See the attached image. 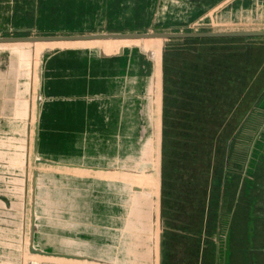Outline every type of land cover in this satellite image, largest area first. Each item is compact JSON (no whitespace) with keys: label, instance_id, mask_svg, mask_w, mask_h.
Masks as SVG:
<instances>
[{"label":"crops","instance_id":"1","mask_svg":"<svg viewBox=\"0 0 264 264\" xmlns=\"http://www.w3.org/2000/svg\"><path fill=\"white\" fill-rule=\"evenodd\" d=\"M91 1L100 6V18H97V12L91 18L95 27L86 23L82 25L85 28L68 31L78 33L104 27V0ZM242 2L236 0L234 4L247 6ZM252 8L259 10L256 20L244 15L246 9L243 8L237 12L227 8L229 19L219 18L225 20L222 22L228 25L225 27H243L241 24L247 25L245 21H263L261 24H264V0L257 1ZM218 16L216 14L215 18ZM211 18L214 19L212 12ZM93 48L114 53L119 47L111 43ZM82 56L100 62L94 64L95 71H90L83 62L69 60L70 56L66 59L64 99L67 100V93H79L80 99L85 101L80 103L79 109L72 108V101L70 105L65 104L64 140L65 144H73L68 150L73 153L67 155L64 166L69 176L66 174L64 180L63 249L65 253L77 256L64 258L62 264H199L202 247L204 260L210 261L211 252L206 256V249L210 243L207 238L211 236V225H205L204 214L201 217L195 214L184 216L169 200L165 204L160 170L151 174L154 113L149 100L153 93L152 64L141 74L145 78H136L134 74L119 77L113 59L107 66L98 54L82 51ZM105 69L109 71L107 76H104ZM148 70H151L150 74ZM104 80L109 83L104 84ZM31 82L34 84L35 79ZM19 90L15 88L5 97L0 91V102L18 96L22 99L25 132L21 133L26 135L29 127L26 119L30 117L27 107L34 102L35 93L33 88L34 97L26 92L24 99L18 95ZM107 91L111 93L104 94ZM105 102L112 107L111 114L105 108ZM84 104L90 105L88 116L84 113ZM6 111L11 115L6 116ZM13 113L11 105L5 107L3 104L0 120L9 118L10 126L18 124L19 117ZM105 133L110 140L101 148ZM72 180L81 184L72 183ZM190 207L196 208L193 204Z\"/></svg>","mask_w":264,"mask_h":264},{"label":"water","instance_id":"2","mask_svg":"<svg viewBox=\"0 0 264 264\" xmlns=\"http://www.w3.org/2000/svg\"><path fill=\"white\" fill-rule=\"evenodd\" d=\"M235 1H218L201 13L197 23L194 24L196 28L192 31L180 30L189 28L191 25L183 26L182 24L180 14L183 5L180 0H158L151 22L143 28L112 31L104 25V31L98 27L96 30L74 33L66 29L55 32L44 31L33 26L21 29L11 27L0 31V91L5 97L9 96L12 90L15 88L19 90L20 87L18 95L26 99V92H29L32 98L34 97L31 92L34 88L36 98L30 103V108L29 105L27 107V110H30V117L26 119L29 122L26 135L21 133L25 132L21 108L22 99L18 96L17 99L0 102V108L3 104L5 107L9 104L12 113L15 111L13 114L19 117L17 118L18 124L12 123L11 126L9 118L0 120V229L2 227L8 229L5 220L16 211L14 205L12 206V199L19 200L20 198L22 201L25 198L26 225H28L29 232L25 248L30 253L22 261L20 256L22 238L19 244L12 239L15 243L13 247L0 246V264H62L64 258L77 256L65 253L63 249L64 180L68 175L64 171V166L67 155L73 153V151H68L73 144H65L64 140V112L65 104L70 105V101H72L73 109H79L80 103L85 100L80 99L81 94L79 93H67V100L64 99L66 85L63 75L68 68L67 57L70 56L69 60L83 62L90 71H95L94 64H99L100 61L90 56L80 57L82 51L100 55L107 66L112 64L113 59L117 65V76L119 77L134 74L136 78H145L141 74L144 71L147 72V67L152 64V74L149 73L151 70H148L153 92L149 101L154 113L151 130L153 138L151 174L160 170L162 179L164 54L167 44L172 39L185 37L264 38V27H262L264 24H261L263 21L259 23L245 21L247 25L241 24L243 27H225L228 25L222 24L229 19L226 16V13H229L226 11L227 8H232L234 12L240 11L241 8L246 9L244 15L248 14L251 19L256 20L259 10L252 7L261 0H241L247 6L234 4ZM211 12L214 14V19L211 18ZM167 13L173 17L166 18ZM216 14L219 15L218 18H215ZM251 25L257 27H248ZM199 26L207 27L209 30H198ZM166 28L170 30H164ZM19 30L23 33L21 31L18 33ZM147 42L152 43L146 44ZM56 43H65V45L56 46ZM111 43L119 47L114 49V53L93 48L105 47ZM41 44L45 45L41 46ZM108 73L109 71L105 69L104 76ZM33 78L35 79L34 84L31 82ZM108 83L104 80V84ZM110 93L111 91L104 92V94ZM47 105L48 108H46ZM104 106L111 114L110 104L105 102ZM83 109H85V115L88 116L90 105L84 104ZM5 115L10 116L11 113L6 111ZM12 120L15 119L12 117ZM14 126L20 128H14ZM16 129L22 131L18 132ZM143 129L146 130V127ZM262 130H264V125ZM109 140L105 133L101 138L100 147L104 148ZM48 143L50 153L44 151V146ZM52 147L60 148L62 152H55ZM71 182L81 184L73 180ZM21 191L23 195H20ZM25 210L20 209V212L25 213ZM18 221H22L25 225L24 219L16 220L15 223L17 224ZM7 253L12 254V257H6ZM8 259H14L15 262Z\"/></svg>","mask_w":264,"mask_h":264},{"label":"trees","instance_id":"3","mask_svg":"<svg viewBox=\"0 0 264 264\" xmlns=\"http://www.w3.org/2000/svg\"><path fill=\"white\" fill-rule=\"evenodd\" d=\"M188 1L195 4L194 14L201 15L220 0ZM157 3L158 0H119L118 3L104 0L102 17L107 29L112 31L143 28L151 22ZM99 10L100 6L91 0H0V31L37 26L40 30L55 32L61 27L67 30L85 28L82 25L86 23L93 28L92 19L96 12L100 18ZM129 14L133 16L128 18ZM121 21L126 24H119ZM191 39L203 40L196 37L172 39L164 54L165 204L171 193H187L193 197L205 194L214 163L224 158L227 144L228 162L234 160L241 171L249 163V182L264 163V88L258 98L251 99L255 94L251 95L252 86L248 85L260 70L252 67V62L257 63L264 48L253 49L249 61L242 63L237 55L243 57L244 50L198 55L187 50L185 43ZM60 103L63 105L62 101ZM235 126L242 130H233ZM44 148L50 153L49 143ZM52 150L62 152L60 148L52 147ZM190 163H198V168ZM202 185L205 186L202 188ZM171 200L179 203L177 196Z\"/></svg>","mask_w":264,"mask_h":264},{"label":"flooded vegetation","instance_id":"4","mask_svg":"<svg viewBox=\"0 0 264 264\" xmlns=\"http://www.w3.org/2000/svg\"><path fill=\"white\" fill-rule=\"evenodd\" d=\"M118 2L119 0H114V3ZM181 4L183 26L199 19L200 15L194 14V3L185 0L181 1ZM101 30L104 31L105 28ZM180 30L192 31L190 27ZM196 38L203 40H187L185 45L187 50L198 55L211 51H231L220 48L222 45L225 46V41L232 40L231 38L215 39L216 41H211V37ZM233 43L235 41L230 42ZM238 130L241 131L242 127L236 129ZM228 146L227 144L225 147L227 152L224 158L215 161L208 190L205 192L207 201L203 221L205 219V225H211L206 256L207 252H211V260H204L202 247L199 264H264V163L253 174L254 180L249 182L247 168L249 163L247 162L248 165L241 171L239 166H235L234 160L228 162Z\"/></svg>","mask_w":264,"mask_h":264},{"label":"rangeland","instance_id":"5","mask_svg":"<svg viewBox=\"0 0 264 264\" xmlns=\"http://www.w3.org/2000/svg\"><path fill=\"white\" fill-rule=\"evenodd\" d=\"M132 16H133L132 14L127 15L128 18H131ZM171 16L173 17V15H170V14L167 13V17L166 18H171ZM197 21L198 20H196L195 22L190 23L191 24L190 28L192 30H195L196 26H194V24L197 23ZM119 24H126V22L125 21H121ZM157 25H159V23ZM248 27H257V26L251 25V26H248ZM262 27H264V25H262ZM39 30H40V27H39ZM57 30L63 31L65 29H64V27H61L60 29H57ZM164 30H170V29L166 28ZM198 30H209V29H207V27H200L199 26ZM52 32H54V31H52ZM222 38L228 39V37H211V41H216L215 39H222ZM232 40L231 41L229 40V42H228V40L225 41L226 42L225 46L222 45L220 48L221 49H229L231 51L232 50H244L243 57L240 56V55H237L238 60L242 59L241 60L242 63H245V62L249 61V59H250L249 57H250V54L252 53L253 49H254V51H256V49H258L260 46H262L264 48V39L247 38V37L245 38L244 37V38H238L237 40H233V41H235V43L230 44V42H233ZM149 43H152V42H147L146 44H149ZM43 45H45V44H41V46H43ZM49 45L53 46V44H49ZM63 45H65V43H58V44L56 43V46H63ZM261 51H262V56H260L261 58L257 60V63L255 61L252 62L253 63L252 67L255 66V67H257V70L259 68H260V70L257 72V74L254 77V79L249 81L251 79V75H250V77L248 79V81H249L248 85L250 87L252 86V89H249V91H250L251 95L255 94L254 96L250 97L251 99H252V97L254 99H256V97L263 90L262 88H264V49L261 50ZM206 56H208V55H206ZM208 59L211 60V57H208ZM261 75H262V78H258ZM251 99H249V102H252V101H250ZM190 164L193 165L194 168H198V163H190ZM53 168H55V167H53ZM204 186L205 185H202L201 187L203 188ZM180 188H181L180 190H185L184 189L185 187H183V188L180 187ZM188 188H191V186L188 187ZM207 188H208V185H207ZM180 190H178L177 192H179ZM22 191H23V189H22ZM22 191H21L20 195H23ZM174 196H177V200H178L179 203L171 200ZM206 201H207L206 195L203 194V193H201L197 197H193L190 194L181 193V192H179V193H171L169 195V203L171 205H173L174 207H176V210H178V212L183 214L184 216H193V214L197 215L198 217L199 216L200 217L203 216V214H204V212L206 210ZM11 202H12V206L14 205V208H16V211L12 212V214H10L11 216H9L10 218L5 220V221H7L6 224L8 225V229H6L4 227H2L0 229V246H2L4 248H6V247L7 248H11L15 244L13 240H15L16 243L19 244L20 240L22 238V241L20 243L21 244L20 256L22 258L21 260L24 261L25 256H28L30 254L28 251H26V248H25L26 242H28V239H29V232L27 230V226L28 225H26L27 219H26V210H25V206H26L25 205V198L22 201L20 200V198H19V200L18 199H12ZM192 204L195 205L196 208H194V209L191 208L190 206ZM188 208L191 209V212L188 211ZM20 209H24L25 213L20 212ZM210 210H211V207H210ZM19 219H22V220L24 219V224L26 226L23 225L22 221H18V223L16 224L15 221L19 220ZM21 225H22V228H21ZM59 225H62V224H59ZM5 255L8 258L12 257V254H10V253H7ZM8 260L13 261V263L15 262L14 259H8Z\"/></svg>","mask_w":264,"mask_h":264},{"label":"bare ground","instance_id":"6","mask_svg":"<svg viewBox=\"0 0 264 264\" xmlns=\"http://www.w3.org/2000/svg\"><path fill=\"white\" fill-rule=\"evenodd\" d=\"M154 178V177H153Z\"/></svg>","mask_w":264,"mask_h":264}]
</instances>
